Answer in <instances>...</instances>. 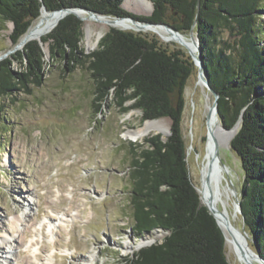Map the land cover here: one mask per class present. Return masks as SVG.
<instances>
[{"label": "trees", "instance_id": "16d2710c", "mask_svg": "<svg viewBox=\"0 0 264 264\" xmlns=\"http://www.w3.org/2000/svg\"><path fill=\"white\" fill-rule=\"evenodd\" d=\"M150 15L125 9L124 0H0V31L12 22L13 44L48 10L87 8L107 16H132L197 31L210 84L219 94L218 114L228 128L242 116L231 149L244 172L240 200L245 228L264 257V0H150ZM84 23L70 13L42 37L0 60V153L11 128L10 106L41 86L48 65L59 58L64 69L86 67L95 83L96 114L108 104L123 112L138 109L142 122L171 120V134L156 133L131 142L130 204L136 238L152 240L125 258L127 264H231L226 238L205 206L188 165L183 129L186 87L196 66L182 49H170L156 36L111 27L89 53L81 46ZM161 232V233H159Z\"/></svg>", "mask_w": 264, "mask_h": 264}, {"label": "rangeland", "instance_id": "374dc122", "mask_svg": "<svg viewBox=\"0 0 264 264\" xmlns=\"http://www.w3.org/2000/svg\"><path fill=\"white\" fill-rule=\"evenodd\" d=\"M122 6L139 15H149L154 9L152 3L148 11L145 0H124ZM170 15L168 12L166 23L172 26ZM261 19L264 22V10ZM83 23L81 46L89 53L100 41L89 50L86 34L100 26L84 18ZM13 27L7 21L0 31V54L14 48L10 38ZM192 31L197 37L195 29L180 32L192 40ZM139 32L191 55L176 40L165 41L152 30ZM45 48L46 61L52 62L49 45ZM53 64L48 65L41 86L34 87L31 95L21 94L19 103L10 106L11 133L6 150L0 153V264H127V256L163 237L141 240L133 229L130 149L131 142L143 143L145 138L133 140L124 134L141 128L146 121L142 122L140 110L123 112L116 104H108L104 113L97 115L90 71L80 65L67 71L61 58ZM197 75L196 67L186 87L183 129L189 143L190 174L198 188L207 145L206 116L214 95L197 82ZM160 119L171 131V120ZM156 133L159 131L146 137ZM218 162L231 195L230 218L242 230L243 215L238 209L233 212V189L239 195L244 178L241 163L231 147L221 148ZM221 210L226 214L224 206ZM226 249L231 264H244L227 241ZM6 256L16 260L9 263Z\"/></svg>", "mask_w": 264, "mask_h": 264}, {"label": "bare ground", "instance_id": "6f19581e", "mask_svg": "<svg viewBox=\"0 0 264 264\" xmlns=\"http://www.w3.org/2000/svg\"><path fill=\"white\" fill-rule=\"evenodd\" d=\"M148 2L149 7L148 11L152 8V3L149 0H145ZM78 14L84 18L87 22L93 24L96 23L98 26H100V29L97 31L89 30L86 34L87 39V47L89 50L94 49L105 32L110 27H120L123 29H131L135 31H149L152 30L156 33H158L165 41H171L176 40L179 43H181L184 47H186L189 51L197 52L196 46L194 42L185 36H182L181 39H179L177 36L172 35V33L168 30H166L164 27L161 26H144L143 28H137V26L131 22L130 20H123L119 18H112L107 15H99L98 17H92L90 14L84 10L79 9ZM60 18V13L53 12L50 13L48 11H42L40 17L38 20L31 25L29 30L22 36V40L27 42L35 37L39 38L42 41V37L46 34H48L53 28L57 20ZM146 28V29H145ZM210 127L212 129L211 133L207 135V145H206V153L203 158V166H202V183L198 187V191L200 193L201 200L204 202V204L209 205L210 207L215 209V213L217 216V219L222 226L224 233L226 235L227 243L230 245L232 250L238 251L242 261L244 264H259V262L256 260L254 256L250 254L249 251L247 259H250L251 263L248 262L245 258H243L241 254L242 246H244V239L239 234V231L237 229V226L234 224V221L231 220L229 215V208L233 205L231 204V195L227 188V186L224 185L222 181V175L221 170L219 167L218 160L212 163V155H213V136L214 134L219 143V151H221V148L224 147H231V140L234 136V131H228L223 128L222 123L220 122V118L216 116L215 113L211 115L210 118ZM169 124L163 120V119H155V120H148L144 123V125L136 130H130L127 131L124 135V137L133 139V140H139L144 139L147 135H149L152 131H159L162 132L164 136L168 135L169 132ZM212 165V167H211ZM234 190V189H233ZM221 206L225 207V213L224 214L221 210ZM235 208L233 209L234 214H236L237 205L235 204ZM232 212V213H233ZM226 217L229 218L232 227L231 229L227 228L226 226ZM51 223V222H50ZM144 242H142L143 244ZM141 244V243H140ZM245 247V246H244ZM234 251V252H235ZM8 255V254H7ZM16 260V258L12 259V257L9 259L8 256H6L5 261L12 262ZM48 260V259H47ZM1 264H7L1 263Z\"/></svg>", "mask_w": 264, "mask_h": 264}, {"label": "water", "instance_id": "95a60500", "mask_svg": "<svg viewBox=\"0 0 264 264\" xmlns=\"http://www.w3.org/2000/svg\"><path fill=\"white\" fill-rule=\"evenodd\" d=\"M79 9H84V10H86L89 14H90V16H92V17H98L99 15H101V14H98V13H96V12H94V11H92V10H90V9H87V8H81V7H79V8H61V9H57V10H48L47 9V7L45 6V5H42V7H41V10H40V15H41V13H42V11L44 10V11H48V12H50V13H53V12H58V13H60V18L57 20V22L55 23V25H54V28L58 25V23L60 22V20L61 19H63L66 15H68V14H70V13H73V14H75V15H77L82 21H83V18L78 14V10ZM151 14V13H150ZM149 14V15H150ZM40 15H39V17H40ZM38 17V18H39ZM110 17H112V18H119V19H123V20H130L131 22H133L136 26H137V28L139 29V28H143L144 26H147V25H150V26H165L166 28H168L172 33H173V35L174 36H177L179 39H181L182 38V34H181V32L177 29V28H175V27H173V26H171L170 24H168V23H166V22H164V23H154V22H149V21H141V20H138V19H136L135 17H132V16H110ZM37 18V19H38ZM36 20V19H35ZM34 20V21H35ZM34 21L32 22V24L31 25H33V23H34ZM12 23V22H11ZM13 24V23H12ZM31 25L29 26V28L31 27ZM114 27V26H113ZM29 28H28V30H29ZM53 28V29H54ZM116 28H120V27H116ZM52 29V30H53ZM120 29H123V28H120ZM27 30V31H28ZM51 30V31H52ZM124 30H128V29H124ZM193 30V29H192ZM26 31V32H27ZM50 31V32H51ZM25 32V33H26ZM47 35V34H46ZM45 36V35H44ZM192 41L194 42V44H195V46H196V49H197V52L195 53V52H193V51H190V53H191V57H192V59H193V61H194V64H195V66L197 67V71H198V75H197V77H198V80H197V82L199 83V84H201L203 87H205V88H207V90H209L213 95H214V101H213V103H212V105H210L209 106V111H208V114H207V116H206V120H207V127H208V134H210L211 133V131H212V129H211V127H210V118H211V115L213 114V113H215L216 114V116H218L219 117V114H218V103H219V94L212 88V86H211V84H210V79H209V74H208V70L206 69V67H205V64H204V60H203V49H202V46H201V43H200V40H199V37H198V35H197V37H195L194 35H193V31H192ZM31 40H37L42 46H43V48H44V50H46V48H45V44L43 43V41H41L39 38H37V37H35V38H33V39H31ZM31 40H29V41H31ZM29 41H27V42H25V41H23L22 40V36H21V38H20V40L16 43V44H14V48L13 49H11V50H9V51H7V52H5V53H2V54H0V60H2V59H4L5 57H7V56H9V55H11L12 53H14V52H16L17 50H20V49H23L24 48V46L29 42ZM46 44H48V43H46ZM155 120V119H154ZM220 122H221V120H220ZM241 122H242V116L240 117V119L234 124V126L232 127V128H228V127H226L222 122V125H223V128L225 129V130H228V131H231V130H233L234 131V136L236 135V133L238 132V129L240 128V125H241ZM162 133V132H161ZM163 134V133H162ZM171 134V131H169L168 132V135H170ZM207 134V135H208ZM212 136H213V155H212V158H213V160H212V163L213 162H215V161H219V157H220V151H219V143H218V139H217V137L214 135V134H212ZM233 136V137H234ZM222 166H223V168L226 170V171H228L227 170V165L223 162V160H222ZM211 167H212V165H211ZM233 194L235 195V197H236V205H237V209H238V211H240L241 212V214H243V212H242V208H241V200H240V197H239V195H238V192L236 191V190H233ZM205 206H207V208L210 210V212L213 214V216L216 218V220H217V222H218V224H219V226L221 227V229H222V231H223V233H224V230H223V228H222V226L220 225V223H219V221H218V219H217V216H216V213H215V209L214 208H212V207H210L209 205H207V204H204ZM225 222H226V226H227V228H229V229H231V227H232V224H231V222H230V220H229V218L228 217H226V220H225ZM237 229H238V231H239V234H241V236L243 237V243H244V246H242V249H241V254H242V256H243V258H245L248 262H250L251 263V261H250V259H247L246 257H248V253H246L247 251H249L250 252V254L252 255V256H254L255 258H256V260L259 262V264H264V257L261 255V253H260V250H259V248H253L251 245H250V242L251 243H256V241H255V239L254 238H252L249 234H248V232H247V230H246V228H245V223H244V227H243V229L241 230V229H239L238 227H237ZM224 235H225V233H224ZM225 238H226V235H225ZM226 241H227V239H226Z\"/></svg>", "mask_w": 264, "mask_h": 264}]
</instances>
